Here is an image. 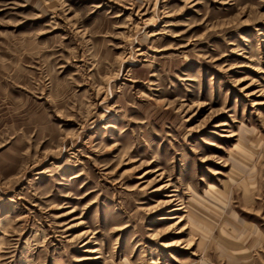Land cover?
<instances>
[{
	"label": "rangeland",
	"instance_id": "rangeland-1",
	"mask_svg": "<svg viewBox=\"0 0 264 264\" xmlns=\"http://www.w3.org/2000/svg\"><path fill=\"white\" fill-rule=\"evenodd\" d=\"M0 264H264V0H0Z\"/></svg>",
	"mask_w": 264,
	"mask_h": 264
}]
</instances>
